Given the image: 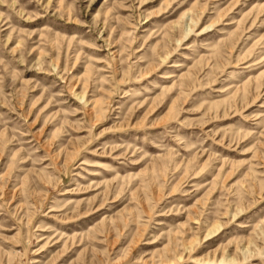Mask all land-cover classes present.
I'll list each match as a JSON object with an SVG mask.
<instances>
[{
    "label": "rangeland",
    "instance_id": "1",
    "mask_svg": "<svg viewBox=\"0 0 264 264\" xmlns=\"http://www.w3.org/2000/svg\"><path fill=\"white\" fill-rule=\"evenodd\" d=\"M264 264V0H0V264Z\"/></svg>",
    "mask_w": 264,
    "mask_h": 264
},
{
    "label": "bare ground",
    "instance_id": "2",
    "mask_svg": "<svg viewBox=\"0 0 264 264\" xmlns=\"http://www.w3.org/2000/svg\"><path fill=\"white\" fill-rule=\"evenodd\" d=\"M126 262H128V264H137V263H132V258H129Z\"/></svg>",
    "mask_w": 264,
    "mask_h": 264
},
{
    "label": "water",
    "instance_id": "3",
    "mask_svg": "<svg viewBox=\"0 0 264 264\" xmlns=\"http://www.w3.org/2000/svg\"><path fill=\"white\" fill-rule=\"evenodd\" d=\"M125 264H128V262H126Z\"/></svg>",
    "mask_w": 264,
    "mask_h": 264
}]
</instances>
